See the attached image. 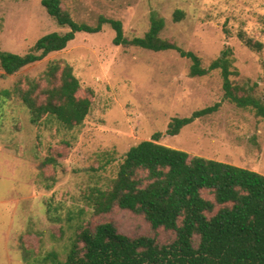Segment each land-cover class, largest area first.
Here are the masks:
<instances>
[{"label": "rangeland", "instance_id": "1", "mask_svg": "<svg viewBox=\"0 0 264 264\" xmlns=\"http://www.w3.org/2000/svg\"><path fill=\"white\" fill-rule=\"evenodd\" d=\"M61 6L79 23L95 25L100 15L120 20L128 39L142 37L155 12L164 20L158 36L196 54L202 67L230 47L238 71L232 83L253 86L252 95L264 103V0H61ZM68 30L41 0H0L1 51L22 55L41 36ZM114 35L109 24L97 33L77 32L63 50L17 73L0 69V95L10 91L0 96V264H58L81 229L105 222L130 237L173 240V231L153 229L141 214L116 205L95 214L85 199L90 187H107L129 147L154 132H161V144L264 175V120L224 98L219 69L191 76V61L177 51L114 45ZM53 60L72 66L77 95L91 101L80 126L45 116L32 123L12 95L15 85L34 81V97L43 101V75ZM216 102V112L165 134L172 117ZM202 195L212 198L206 190Z\"/></svg>", "mask_w": 264, "mask_h": 264}, {"label": "trees", "instance_id": "2", "mask_svg": "<svg viewBox=\"0 0 264 264\" xmlns=\"http://www.w3.org/2000/svg\"><path fill=\"white\" fill-rule=\"evenodd\" d=\"M48 15L69 30L50 32L36 40L25 54L0 50V69L6 75L41 61L48 54L63 50L77 32L97 33L104 24L115 31L114 45L137 46L151 51L175 50L191 61L190 75L204 76L219 69L223 96L238 107L254 109L264 120V103L252 95L253 86L234 85L236 75L230 47L221 50L207 67L191 51H184L158 34L163 18L152 12L149 29L142 37L128 39L122 22L98 16L95 25L79 23L61 6V0H41ZM181 13L176 11L177 14ZM47 82L43 101L37 103L38 84L15 85L17 95L28 108L30 121L49 117L67 128L80 126L91 101L79 97L81 89L72 66L61 60L48 64L43 75ZM90 92H92L90 90ZM4 89L0 96L9 97ZM220 102L193 111L189 116L172 117L165 134L176 135L195 119L216 112ZM161 132L129 147L107 187L92 186L85 194L95 214L109 212L114 205L141 214L153 229L174 232L168 243L160 244L150 236L130 237L119 233L111 222L83 228L58 264H264V175L229 163L191 155L159 143ZM211 193L208 199L202 191ZM82 243V245H80ZM56 260L55 253H50Z\"/></svg>", "mask_w": 264, "mask_h": 264}]
</instances>
